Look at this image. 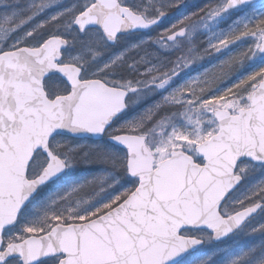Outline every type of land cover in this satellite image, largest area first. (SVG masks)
Here are the masks:
<instances>
[{
  "label": "snow or ice",
  "instance_id": "6c2138e0",
  "mask_svg": "<svg viewBox=\"0 0 264 264\" xmlns=\"http://www.w3.org/2000/svg\"><path fill=\"white\" fill-rule=\"evenodd\" d=\"M0 264H264V0H0Z\"/></svg>",
  "mask_w": 264,
  "mask_h": 264
}]
</instances>
